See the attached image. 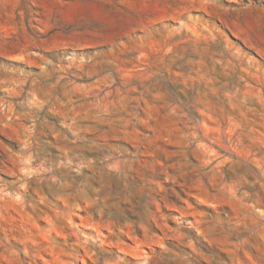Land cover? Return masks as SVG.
Wrapping results in <instances>:
<instances>
[{"label": "rangeland", "instance_id": "374dc122", "mask_svg": "<svg viewBox=\"0 0 264 264\" xmlns=\"http://www.w3.org/2000/svg\"><path fill=\"white\" fill-rule=\"evenodd\" d=\"M0 264H264V0H0Z\"/></svg>", "mask_w": 264, "mask_h": 264}]
</instances>
